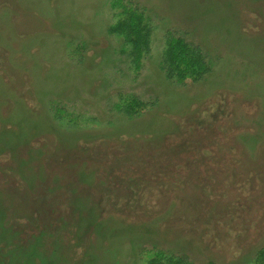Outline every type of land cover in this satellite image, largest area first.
Wrapping results in <instances>:
<instances>
[{
	"label": "rangeland",
	"instance_id": "rangeland-1",
	"mask_svg": "<svg viewBox=\"0 0 264 264\" xmlns=\"http://www.w3.org/2000/svg\"><path fill=\"white\" fill-rule=\"evenodd\" d=\"M112 1L0 0V264H147L158 250L254 264L264 0H133L152 27L140 69L109 31ZM172 34L209 62L195 83L161 67ZM121 95L148 106L127 114ZM45 212L71 217L72 233L57 221L43 237L25 228L24 256L13 253Z\"/></svg>",
	"mask_w": 264,
	"mask_h": 264
},
{
	"label": "trees",
	"instance_id": "trees-1",
	"mask_svg": "<svg viewBox=\"0 0 264 264\" xmlns=\"http://www.w3.org/2000/svg\"><path fill=\"white\" fill-rule=\"evenodd\" d=\"M112 6L114 9H117V11H115L116 20L110 26L109 31L117 33L119 37H121L123 43L121 51L128 55L129 60L135 69H140L146 53L150 50L149 44H151L152 32L151 22L149 21L150 18L146 14L145 9L138 2H134L133 0H113ZM161 67L169 79H172L179 84H186L189 81L193 83L197 82L198 79L203 77V75L209 70L210 65L198 44L192 43L180 35H168L163 51ZM120 97L121 99L120 103L117 105V109H120L127 114H138L148 106V102L138 96L121 95ZM51 218H54L52 222L58 220L56 226L61 224L60 226L63 227L64 232H71L70 225L74 223V221H71L73 220L71 217L65 218L53 216ZM38 221L39 220L33 222L34 224L30 223V227H23L16 233L15 236H17V240L11 242V246H13L11 250L13 253L18 252L23 246L25 247V245H27L28 231L26 229L34 228L38 231L40 229V232L42 231L41 224L43 222ZM50 224L51 221H45V223H43L45 226L44 230H46V226L48 227ZM53 226H55V224H53ZM56 231L59 232V230ZM48 233L50 232L47 231V234ZM41 234L46 236L45 233L41 232ZM56 234L57 233H55V235ZM29 235L35 236L36 234L34 235L31 230V232L29 231ZM50 236L52 237V235ZM52 239H54V243H58L55 237ZM47 243H49L48 240ZM70 248H72V246H70ZM254 261V264H264V247ZM147 264L211 263H196L185 255H176L158 250L148 259Z\"/></svg>",
	"mask_w": 264,
	"mask_h": 264
},
{
	"label": "flooded vegetation",
	"instance_id": "flooded-vegetation-1",
	"mask_svg": "<svg viewBox=\"0 0 264 264\" xmlns=\"http://www.w3.org/2000/svg\"><path fill=\"white\" fill-rule=\"evenodd\" d=\"M48 210V209H47ZM44 211H46V210H43V212ZM53 213V212H52ZM58 217V215L56 214V213H53V214H49V213H42V214H40V218H38L37 220H39V221H42L43 223H45V221H52L54 218H51V217ZM44 219V220H43ZM56 221H58V220H56ZM34 224V223H33ZM26 228L27 227H30V225H27V226H25Z\"/></svg>",
	"mask_w": 264,
	"mask_h": 264
},
{
	"label": "water",
	"instance_id": "water-1",
	"mask_svg": "<svg viewBox=\"0 0 264 264\" xmlns=\"http://www.w3.org/2000/svg\"><path fill=\"white\" fill-rule=\"evenodd\" d=\"M40 236L39 237H43L44 235L43 234H39ZM35 236H38V234L37 235H35ZM35 238V237H34ZM51 239H52V237H50ZM35 240H36V238H35ZM37 241V240H36ZM41 241H43L42 243H43V245H45V243H44V239L43 238H41L38 242H41ZM45 242H47V241H45ZM27 247V246H26ZM28 247H30L29 245H28ZM25 250H26V248H24V246L20 249V254H23V252H25ZM23 256H24V254H23ZM15 260V259H14Z\"/></svg>",
	"mask_w": 264,
	"mask_h": 264
}]
</instances>
